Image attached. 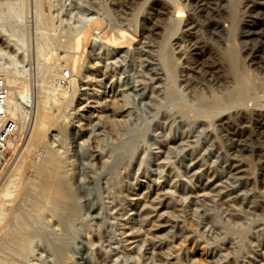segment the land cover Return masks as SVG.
I'll list each match as a JSON object with an SVG mask.
<instances>
[{
    "label": "rangeland",
    "instance_id": "1",
    "mask_svg": "<svg viewBox=\"0 0 264 264\" xmlns=\"http://www.w3.org/2000/svg\"><path fill=\"white\" fill-rule=\"evenodd\" d=\"M145 1L0 0V44L12 45L9 52L0 45V77L12 64L13 76L23 82L19 86L34 95L45 65L67 62L62 73L68 74L74 58L75 63L84 62L81 67L88 63L96 70L89 69L76 82L75 97L84 99L81 106L88 102L87 108L78 111L74 101L64 108L69 115L46 133L48 145L65 159L64 178L78 205L65 220L75 233L68 232L63 215L47 205L41 218L30 221L28 244L17 264H264V35H256L264 30L259 23L264 0ZM48 19L55 27L49 32ZM95 21L99 28L92 37L79 39L78 50L61 46L66 30L74 34ZM248 24L256 26L252 34L246 32ZM113 30L115 35L126 32L125 39L116 35L114 40ZM40 32L46 35L39 40ZM45 38L51 45L42 50L49 43ZM6 51L16 57L15 63L2 55ZM231 52L236 59L228 58ZM59 54L71 57L65 62ZM169 56L175 57L174 72L164 64ZM242 74L252 79L251 97L256 96L251 99L257 101L247 100L244 106L208 118L212 93L230 94L234 79ZM92 76L99 80L96 84ZM67 79L59 77L54 84L69 91ZM176 106L183 107L188 118ZM193 114L198 121L190 119ZM29 116L20 119L21 143L1 164L0 184L29 138ZM79 132L82 136L75 141ZM37 157L31 153L25 179L37 181ZM103 158L105 169L98 162ZM228 161L248 167L244 175L249 177H236ZM18 199L7 198L5 208L15 209ZM0 231L2 241L5 230L0 226Z\"/></svg>",
    "mask_w": 264,
    "mask_h": 264
},
{
    "label": "bare ground",
    "instance_id": "2",
    "mask_svg": "<svg viewBox=\"0 0 264 264\" xmlns=\"http://www.w3.org/2000/svg\"><path fill=\"white\" fill-rule=\"evenodd\" d=\"M13 1H15V0H13ZM17 1V0H16ZM37 1V0H36ZM48 1V0H47ZM147 1V0H146ZM145 1V2H146ZM219 3L220 2H222L223 0H217ZM229 1V0H228ZM231 1V0H230ZM263 1V0H262ZM6 2V1H5ZM8 2V1H7ZM261 2V1H260ZM260 2H259V4H260ZM9 3H11L10 1H9ZM58 3V2H57ZM56 3V4H57ZM60 3V2H59ZM262 3V2H261ZM13 2H12V6H13ZM16 4V3H15ZM144 4V3H143ZM8 5H10V4H8ZM8 5H5L6 7L8 6ZM20 5V4H19ZM231 5V4H230ZM37 6H38V4H37ZM223 6H225L224 5V3H223ZM9 7V6H8ZM14 7V6H13ZM20 7V6H19ZM40 7V6H39ZM38 7V8H39ZM3 8H5V7H3ZM11 8V7H10ZM37 8V9H38ZM49 8H52V7H49ZM253 8H256L255 6H253ZM8 10H10L9 8H7ZM15 9H16V7H15ZM39 9H41V8H39ZM54 9V8H53ZM5 10V9H4ZM15 11H17V10H15ZM20 11V10H19ZM40 11V10H39ZM50 11V10H49ZM54 11H55V9H54ZM56 11H57V9H56ZM55 11V12H56ZM1 12V11H0ZM41 12V11H40ZM52 12V11H51ZM264 12V11H263ZM8 13H11L12 14V12H8ZM41 13H43V12H41ZM57 13H59V12H57ZM56 13V14H57ZM256 13V12H255ZM17 14V13H16ZM20 14V13H19ZM38 14H40V13H38ZM54 14V13H53ZM230 14V13H229ZM233 14V13H232ZM259 14H261V13H259ZM13 15V14H12ZM11 15V16H12ZM52 15V14H51ZM0 16H1V13H0ZM37 16V15H36ZM45 16H46V14H45ZM39 17V19L42 17H40V15H38L36 18H38ZM57 17V16H56ZM260 17V16H259ZM259 17H257L258 19H259ZM15 18H18L17 17V15H16V17ZM53 18V17H52ZM47 19V18H46ZM58 19V18H57ZM60 19V18H59ZM38 20V19H37ZM49 20V19H48ZM46 20L48 23H49V21L51 20ZM61 20H63V19H61ZM45 20H44V22H46ZM43 23V22H42ZM51 23H54V22H52V20L50 21V27H49V25L47 26L48 28H50L49 30H46V28H45V30L47 31V32H49V31H51V28H52V26H53V24L51 25ZM57 23V22H56ZM63 23H64V20H63ZM259 23L260 24H264V14L262 13V17L260 18V21H259ZM37 24H39V23H37ZM36 24V25H37ZM46 24V23H45ZM62 24V23H61ZM61 24H59L60 25V27H61ZM66 24V23H65ZM100 24V22H98V21H95V22H92V23H89V24H87V25H84V26H82V28L81 27H79L78 28V30L79 31H77V28H76V31H77V33H72L71 34V32L69 33H66V31H68V30H61V31H65V33H64V36H65V40L61 43V46H63L64 48H66V49H71V50H73V49H76V48H78V46H79V39L81 38V37H88L89 38V36L90 37H92L93 35H94V32H95V29H97V28H99L98 26H100L99 25ZM256 24V23H255ZM255 24H248L247 25V27H246V32L247 33H253L254 32V26H255ZM67 25V24H66ZM220 25V24H219ZM233 25V24H232ZM231 25V26H232ZM44 26V25H43ZM65 26V25H64ZM68 26V25H67ZM230 26V27H231ZM262 26V25H261ZM41 28H43L42 27V25L40 26ZM45 27V26H44ZM54 27V26H53ZM66 27V26H65ZM215 27H219L218 25H216ZM256 27V26H255ZM47 28V29H48ZM55 28V27H54ZM70 28H71V26H70ZM70 28H69V30H70ZM81 28V29H80ZM116 28H118V27H116ZM121 28V27H120ZM40 29V28H39ZM44 29V28H43ZM43 29H40V30H42L41 32H45V30L43 31ZM57 29H58V27H57ZM57 29L56 30H54L55 32L57 31ZM123 29V28H122ZM134 29V28H133ZM133 29H129V31L131 30H133ZM232 29V28H231ZM259 29V28H258ZM39 30V31H40ZM52 30H53V28H52ZM60 30V29H59ZM73 30V29H72ZM103 30V29H102ZM110 30V29H109ZM60 31V32H61ZM222 31V30H221ZM231 31V30H230ZM37 32V31H36ZM41 32H40V35L38 36V38L43 34H41ZM55 32H53L55 35H56V33ZM59 32V33H60ZM115 31L113 30V33H111L112 35H113V37H114V40H115V37H116V35H115V33H114ZM133 32V31H132ZM20 33H22L21 31H20ZM62 32L60 33V34H63ZM96 33V32H95ZM99 33V32H98ZM97 33V34H98ZM124 33H126V32H124ZM124 33L123 32H119L118 34L119 35H117V36H120V37H123L124 39H125V37H124ZM131 33V32H130ZM134 33V32H133ZM244 33V32H243ZM48 34H51V33H48ZM100 34V33H99ZM108 34H110V32L108 33ZM141 34V33H140ZM165 34H166V32H165ZM248 34V35H249ZM11 35H13V34H11ZM44 35H46V33L45 34H43V36ZM51 35H53V34H51ZM51 35H48V37L49 36H51ZM59 35V34H58ZM58 35L56 36V38L58 37ZM127 35V34H126ZM131 35V34H130ZM256 35H258V36H261V35H264V30L262 31V32H258V33H256ZM16 36V35H15ZM105 36V35H104ZM132 36V35H131ZM45 37H47V36H45ZM47 37V38H48ZM63 37V36H62ZM112 37V38H113ZM130 37V36H129ZM133 37V36H132ZM131 37V38H132ZM143 37V36H142ZM18 38V37H17ZM20 38H22V37H20ZM47 38H45V39H47ZM64 38V37H63ZM111 38V39H112ZM119 38V37H118ZM264 38V37H263ZM14 39V38H13ZM24 39V38H23ZM41 39V37L39 38V40ZM45 39H43L44 41H46ZM53 39H54V37H53ZM53 39H51V37H49V40L51 41H53ZM59 39V38H58ZM92 39V38H91ZM120 39V38H119ZM133 39V38H132ZM262 39V38H261ZM21 40V39H20ZM48 40V39H47ZM48 40V41H49ZM60 40H61V38H60ZM87 40V39H86ZM85 40V41H86ZM89 40V39H88ZM105 40V39H104ZM113 39H112V41H114ZM6 41H8V40H6ZM5 41V42H6ZM14 41V40H13ZM49 41V45L48 44H45V43H47V41L44 43V45H47V47L46 46H44L45 48H42V50L43 49H46V48H50V47H48V46H50L51 45V42ZM118 41V40H117ZM23 42V41H22ZM105 42H106V40H105ZM12 43V41H10V44ZM110 43V42H109ZM123 44H124V42H122ZM167 43V42H166ZM165 43V44H166ZM14 44V43H13ZM43 44V43H42ZM53 44V43H52ZM117 44V43H116ZM116 44H114V46L116 45ZM165 44L163 45V46H165ZM0 45H2V48H4L5 50H7L8 52H9V50H10V48L12 47V45H9L8 44V42L7 43H1ZM24 45V44H23ZM37 45V44H36ZM39 45H41V44H39ZM39 45H37V47L39 46ZM54 45H55V43H54ZM172 45V44H171ZM14 46V45H13ZM18 46V45H17ZM21 46V45H20ZM118 46V45H117ZM117 46H115V47H117ZM120 46V45H119ZM125 46V45H124ZM133 46V45H132ZM163 46H161V47H163ZM15 47V46H14ZM22 47V49H23V47H25V46H21ZM121 47H122V45H121ZM39 48L41 49V47L39 46ZM39 49V50H40ZM79 49V48H78ZM78 49H76V50H78ZM115 49V48H114ZM123 49V48H122ZM136 49V48H135ZM163 49H165V47L164 48H162V50ZM231 49V48H230ZM229 49V50H230ZM19 50V49H18ZM17 50V51H18ZM232 50V49H231ZM260 50V49H259ZM258 50V51H259ZM3 52L2 53V55H4V56H7L9 59H10V61H14V63H15V58L16 57H13L14 55H10L8 52ZM41 51V50H40ZM46 51V50H45ZM45 51H43V54H45ZM48 51H50V50H48ZM57 51V50H56ZM60 52H62L61 51V49L59 50ZM68 51H70V50H68ZM73 51H75V50H73ZM73 51H70V53L72 52L73 53ZM80 51V50H79ZM164 51H166V49L164 50ZM258 51L256 50V52H255V54H258ZM262 51V50H261ZM1 52V51H0ZM67 52V51H66ZM77 52V51H76ZM168 52V51H167ZM176 52V51H175ZM229 52V51H228ZM234 52H235V50H234ZM234 52H231L230 54H229V56H228V58H230L231 60H233L234 58L236 59V53L234 54ZM41 53V52H40ZM40 53H38V54H40ZM48 53H50V52H48ZM54 53H55V51H54ZM58 53V52H57ZM174 53V52H173ZM15 54V53H14ZM46 54H47V52H46ZM67 54H69V53H67ZM67 54H65V55H67ZM76 54V53H75ZM74 54V55H75ZM81 54H83V53H81ZM1 55V54H0ZM48 55V54H47ZM52 54H50V56H51ZM55 55H58V54H55ZM54 55V56H55ZM60 55H62V54H59V56ZM65 55H62L63 57L65 56ZM69 55H71V54H69ZM78 55H79V53H78ZM78 55H76V56H78ZM166 55V54H165ZM226 55H227V53H226ZM234 55H235V57H234ZM61 56V57H62ZM75 56V57H76ZM80 56V55H79ZM171 56V55H170ZM168 57V59L167 60H165V59H162L163 61L165 60L166 62L164 63L165 64V66L167 67V70L169 69L170 71H172V72H174L175 70H176V65L173 63V60H174V62H175V57H173V58H171V57ZM175 56V55H174ZM39 57H41V54H40V56ZM61 58V59H63L64 60V58H65V62H66V59H68L69 57H71V56H69V57H64V58ZM82 57H84L83 55H82ZM81 56H80V59L82 58ZM36 58H38V57H36ZM49 58V57H48ZM87 58L89 59V56H87ZM86 58V59H87ZM23 59V58H22ZM40 59V58H39ZM57 59H58V57H57ZM56 59V60H57ZM79 59V60H80ZM85 61H86V59L85 58H83ZM160 59V60H161ZM173 59V60H172ZM42 60V59H41ZM44 60V59H43ZM62 60V61H63ZM161 60V61H162ZM46 61H47V58H46ZM46 61H44L45 62V64H46ZM48 61H49V59H48ZM52 62L54 61V60H51ZM61 61V62H62ZM69 61L70 60H68V65H69ZM76 61H77V59H76ZM161 61H160V63H161ZM235 61H237V60H235ZM234 61V62H235ZM24 62V61H23ZM43 62V61H42ZM44 62H43V64H44ZM59 61H57V63H58ZM60 62V63H61ZM64 61H63V63H65ZM92 62V61H91ZM228 62H229V64L231 63L230 61H229V59H228ZM234 62H232V63H234ZM17 63V62H16ZM36 63H37V60H36ZM40 63H41V61H40ZM48 63H50V62H48ZM57 63L55 64L54 62L51 64H48V66L47 65H45V66H47L46 68H45V66L43 67L42 65H41V67H43V71L45 70V72H43V73H45L44 75H42V77L44 76V80L42 79V80H40V81H38V83H37V90H35L36 92H35V94L34 95H31V93L30 92H28L23 86H22V84H20V86H19V83H23V82H20V80H18L19 81V83L17 82V80H16V78L18 77H14L13 76V71L11 70L12 68H11V66H12V64H10L9 65V67H7L6 69H4L3 70V72L4 73H2L3 75L0 77V78H2V79H4L5 81H6V83H7V85L9 86V91H8V96H7V106H8V108H9V111H10V113L13 115V116H17V117H19V119H21L23 122H24V120H27L26 118H27V116H29V115H31L32 114V120H31V123H30V128H29V130H30V134H29V138H28V140H27V142H26V144H25V147H24V149H23V151H22V153L18 156V158L16 159V161H15V163L13 164V166H12V168L10 169V172H9V174H8V176H7V180L6 181H4L2 184H0V226H1V228H2V230L4 229L5 230V233L3 232V234H4V238H3V240L2 241H0V264H17V262L19 261V258L21 257V252H22V250H23V248H24V246H25V244H28L27 242V239H28V235H29V231L31 230L30 229V227H31V223H30V221L31 220H36V216H38V215H40L39 217L41 218V215H42V212H43V210H44V208L47 206V205H51V207H55L56 208V210H57V213L62 217V215H63V217H64V219H63V217H62V220H65V219H67V220H69V218H71V217H73L74 216V206H78V205H74V199H75V197L72 195L73 193H71V190H70V188H69V186H68V184H67V181H66V179L64 178V161H65V159L62 157V156H60V155H57L56 153H55V151L53 150V145H52V147H50L48 144H50L49 143V141H48V143L46 142V133L48 132V129L51 127V126H53V125H55V123L59 120V119H65L66 117H67V115H69L68 113H64V108H65V110H66V108H70V106L72 105V103L75 101L76 102V106H78V108H76L78 111H82L84 108H87V103L88 102H86V104L85 105H83V106H81V104L84 102V99L83 98H78V99H76V93H77V89H76V82L79 80V76H81L82 74H85V73H87L88 72V70L89 69H93L94 68V66H91V65H89L88 63V65L86 64V66L85 67H81V64H83L84 62H81V64H79L80 62L78 61V63H75V61H74V58L72 59V63H71V65H69L68 67H69V70H68V82H69V86H70V89H69V91H67L66 89H60V87H58L57 85L58 84H54V81H55V79H58L59 77L60 78H62L64 75H63V73H62V70H63V66L61 65V67H59L60 66V64H59V66L57 65ZM86 63V62H85ZM90 63V62H89ZM62 64V63H61ZM66 64H67V62L65 63V66H66ZM77 64H79V65H77ZM92 64V63H91ZM15 65V64H14ZM37 65H38V63H37ZM36 65V66H37ZM84 65V64H83ZM82 65V66H83ZM93 65V64H92ZM231 65V64H230ZM237 65V64H236ZM17 66V65H16ZM40 66V65H39ZM64 66V67H65ZM76 66H80L79 68H78V70L76 71ZM33 67V66H32ZM166 67H164L165 68V71H166ZM234 67V69H235V67L236 66H233ZM233 67H231L232 69H233ZM36 68V67H35ZM37 68H39V67H37ZM62 68V69H61ZM67 68V67H66ZM230 68V69H231ZM238 68V67H237ZM179 69V68H178ZM177 69V70H178ZM15 70V69H14ZM38 70V69H37ZM103 70V69H102ZM239 70V69H238ZM93 71H95L96 72V70H95V68L93 69ZM163 72V71H162ZM231 72H232V70H231ZM234 72V71H233ZM17 74H18V72H16ZM15 73V74H16ZM19 73H21L20 71H19ZM27 73V72H26ZM171 73V72H170ZM240 73V72H239ZM16 74V75H17ZM29 74V73H28ZM37 74V73H36ZM39 74H41V71H40V73ZM90 74V73H89ZM93 74H94V72H93ZM171 74H173V73H171ZM247 74V73H246ZM21 75V74H20ZM19 75V76H20ZM234 75H235V73H234ZM236 75H237V73H236ZM243 75V74H242ZM249 75V74H248ZM23 76H24V74H23ZM172 76V78H173V76L174 75H171ZM21 77V76H20ZM27 77V76H26ZM66 77V76H65ZM64 77V78H65ZM83 77H85V76H83ZM93 77V76H92ZM97 77V76H96ZM183 77V76H182ZM233 77V76H232ZM235 77V76H234ZM39 78H40V76H39ZM77 78H78V80H77ZM81 78V77H80ZM85 78H87V76L85 77ZM85 78H84V80H85ZM90 78V77H89ZM168 78H169V76H168ZM237 78V79H236ZM235 79H234V81H235V90L233 91V92H231L230 91V94L228 93H224L225 95H223L222 94V96H218V97H213L214 95V93H212V95L210 96V97H212L213 99H211V102H210V105L208 106V108L209 109H207L208 111H206V113H207V117L209 118H211L212 117V115H219L220 113L222 114V112L224 111H226V110H228V109H230V108H236V107H241V106H244L246 103H248L249 101H250V99L253 97V96H256V94L255 95H253L252 97H251V88H252V86H251V84H250V81H252V79L251 80H249V78H248V76L247 77H245L244 75L243 76H241V77H239V75L236 77ZM18 79H19V77H18ZM50 80V83H47L46 82V80ZM24 80V79H23ZM35 80V79H34ZM37 80V79H36ZM60 80V79H59ZM82 80V82H83V84H87V82L86 81H88V80H86V81H83V79H81ZM153 80V79H152ZM261 80V79H260ZM62 81V80H61ZM90 81H92V83H97L99 80H97V78L95 79V76L92 78V80H90ZM25 82V81H24ZM59 82V81H58ZM64 83H65V81H63ZM78 83H79V81H78ZM156 83V82H155ZM34 84H36V83H34ZM62 84V83H61ZM60 84V85H61ZM234 84H233V86H234ZM31 85H32V83H31ZM78 85V84H77ZM94 85V84H93ZM98 85V84H97ZM63 86V85H62ZM66 86V85H65ZM95 86V85H94ZM93 86V87H94ZM26 87V86H25ZM68 87V86H67ZM93 87H92V90H93ZM34 88H35V85H34ZM62 88V87H61ZM77 88H78V86H77ZM80 88H82L81 86H80ZM91 88V87H90ZM232 88V87H231ZM256 88H257V86H256ZM86 90H87V87L85 88ZM84 89V90H85ZM252 89H254V88H252ZM85 90V91H86ZM256 90V89H255ZM258 90V89H257ZM95 91V90H94ZM87 92V91H86ZM83 94H85V95H87V93H83ZM258 95V94H257ZM98 96V95H97ZM215 96H216V94H215ZM198 98H199V100L200 101H203V102H205V99L203 98V96L201 97V96H198ZM255 98V97H254ZM253 98V99H254ZM76 99V100H75ZM110 99V98H109ZM253 99H251V100H253ZM257 99H259V97L257 98ZM247 100H249V101H247ZM255 101H257L256 99H254ZM263 100H264V98H263ZM260 101V100H259ZM263 102V101H262ZM262 102H259V103H262ZM99 103V102H98ZM175 103H177V102H175ZM257 103V102H256ZM74 104V103H73ZM100 104V103H99ZM95 105V104H94ZM96 105H98L97 103H96ZM249 105V104H248ZM251 105V104H250ZM261 105V104H260ZM178 106V105H177ZM176 106V107H177ZM256 106H258L257 104H256ZM102 107V106H101ZM172 107V106H171ZM181 107V106H180ZM180 107H177V108H179V110H180V112H181V114L184 116V117H187L188 118V112L182 107V108H180ZM261 107V106H260ZM55 110H54V109ZM104 108V107H103ZM175 108V107H174ZM187 109V108H186ZM205 108H203L202 110H204ZM260 110H262V108H259ZM55 112H54V111ZM68 110V109H67ZM71 110H72V108H71ZM206 110V109H205ZM239 110V109H238ZM73 111V110H72ZM190 111V110H189ZM197 111H199V109L197 110ZM247 111V110H246ZM249 111V110H248ZM201 112H203V114H204V111H201ZM257 112V111H256ZM261 112V111H260ZM197 113V112H196ZM241 113V112H240ZM251 113H252V111H251ZM262 113V112H261ZM71 114V113H70ZM178 114V113H177ZM180 113H179V115H181ZM195 114V113H194ZM193 114V115H194ZM264 114V113H263ZM262 115V114H261ZM95 116H97V115H95ZM182 116V117H183ZM191 116V115H190ZM30 117V116H29ZM181 117V116H180ZM198 116L197 115H194L192 118L190 117V119H194V121H198V118H197ZM207 117H205V119L207 118ZM214 117V116H213ZM250 116H248V118H249ZM202 118V117H201ZM68 119V118H67ZM99 119H100V117H99ZM186 119V118H185ZM212 119V118H211ZM264 119V118H263ZM20 120V121H21ZM224 121H225V119H223ZM61 121H63V120H61ZM60 121V122H61ZM65 121V120H64ZM63 121V122H64ZM115 121H117V120H115ZM206 121V120H205ZM208 121V120H207ZM26 122V121H25ZM102 122V121H101ZM118 122V121H117ZM116 122V123H117ZM226 122H228L227 120H226ZM21 123V122H20ZM65 123V122H64ZM108 123H110V122H108ZM210 123V122H209ZM103 124V123H102ZM22 125V124H21ZM109 125V124H108ZM115 125V124H114ZM202 125V124H201ZM58 126H60V125H58ZM62 126H64L63 124H62ZM178 126V125H177ZM263 126V124L260 126V127H262ZM27 127V126H26ZM109 127V126H108ZM209 127V126H208ZM264 127V126H263ZM207 128V127H206ZM28 129V128H27ZM118 129V128H117ZM50 131V130H49ZM115 131V130H114ZM212 131V130H211ZM108 132V131H107ZM116 132V131H115ZM117 132H118V130H117ZM208 133H211V132H208ZM63 134H65V133H63ZM62 134V135H63ZM118 135V134H117ZM169 135V134H168ZM210 135V134H209ZM208 135V136H209ZM81 136H82V133L81 132H79V133H75L74 134V140L75 141H77L78 139H80L81 138ZM116 136V135H115ZM24 137V136H23ZM213 137V136H212ZM94 138V137H93ZM98 139V138H97ZM54 140V139H53ZM211 140V139H210ZM100 141V140H99ZM218 141V140H217ZM58 142H59V139H58ZM94 142V141H93ZM98 142V141H97ZM188 143V142H187ZM52 144V143H51ZM94 144V143H93ZM215 145V144H214ZM96 147H97V145H96ZM57 148V147H56ZM116 149L118 148V147H115ZM112 149V148H111ZM101 151V150H100ZM32 152H36V155H37V153H38V155H39V157H37V158H39V161H38V163H39V165H36L35 167H33V170H34V168H35V172H36V176H37V181H32V180H29L28 178L27 179H25L24 178V171L26 170V168H27V166H28V162H29V160H30V156H31V153ZM116 152V151H115ZM93 155H94V153H93ZM102 156V155H101ZM100 156V157H101ZM104 157V156H103ZM108 158V157H107ZM119 158V157H118ZM184 158V157H183ZM227 158V157H226ZM228 159V158H227ZM108 160V159H107ZM98 162H100V164L99 165H101L103 168L104 167H106L107 166V162H106V160L104 161V158H103V160L102 161H98ZM114 162V161H113ZM229 162V168H230V170L231 171H233V173H234V175H236V177L237 176H242L243 177V175L245 174L246 175V172L247 171H249V168L247 167V169H245V168H243L242 167V165H240L239 163H237V162H235V161H228ZM264 162V161H263ZM11 163V162H10ZM119 163V162H118ZM97 164V163H96ZM113 164V163H112ZM190 164V163H189ZM247 166H249V165H247ZM101 167V168H102ZM105 169V168H104ZM31 170V169H30ZM113 171V170H112ZM115 171V170H114ZM248 173V172H247ZM6 175V174H5ZM244 175V176H245ZM248 176V175H247ZM247 176H245V178H247ZM27 177V176H26ZM35 177V176H34ZM249 177V176H248ZM209 179V178H208ZM249 179H251V178H249ZM252 181V180H251ZM204 183H205V181H204ZM245 184V183H244ZM217 185V184H216ZM205 197V196H204ZM262 197V196H261ZM7 198H11V199H13V200H15V199H18V202H17V205H16V208L15 209H6L5 208V206H7L6 204H5V202H6V199ZM263 198V197H262ZM10 200V199H9ZM76 200V199H75ZM12 201V200H11ZM10 201V202H11ZM15 201H17V200H15ZM76 202V201H75ZM9 204V206L11 205V203H8ZM5 205V206H4ZM13 206V205H12ZM47 207H49L50 208V206H47ZM47 207L45 208V209H47ZM11 208V207H10ZM47 210H49V209H47ZM47 210H45V211H47ZM55 210V211H56ZM55 214V213H54ZM57 214V215H58ZM55 216H56V214H55ZM59 216V217H60ZM37 219H38V217H37ZM67 220H65V223L64 224H66V221ZM34 221H32V223L34 222ZM38 222H39V220H37ZM61 221V220H60ZM66 226H67V230H68V232H71V233H75L74 232V230L71 228V226H70V223H69V221L67 222V224H66ZM33 231V230H32ZM128 231V230H127ZM0 232H2V231H0ZM31 232V231H30ZM130 236V235H129ZM132 236V235H131ZM126 237V236H125ZM134 237V236H133ZM85 238V237H84ZM86 238H87V236H86ZM85 238V239H86ZM131 238V237H130ZM89 239V238H88ZM29 240V239H28ZM88 241V240H87ZM128 242H130V241H128ZM135 242V241H134ZM132 243V242H131ZM128 246V245H127ZM132 246V248H133V244L131 245ZM174 246V245H173ZM182 247V246H181ZM131 248V249H132ZM138 248V247H137ZM136 248V249H137ZM128 249H130V247H128ZM181 249V248H180ZM24 251V250H23ZM193 254V253H192ZM135 255H136V253H135ZM134 256V255H133ZM133 258V257H132ZM136 259V258H135ZM135 261V260H134ZM175 261V260H174ZM177 261V260H176ZM173 262V261H172ZM192 262H193V260H192ZM24 264V263H23Z\"/></svg>",
    "mask_w": 264,
    "mask_h": 264
},
{
    "label": "built area",
    "instance_id": "3",
    "mask_svg": "<svg viewBox=\"0 0 264 264\" xmlns=\"http://www.w3.org/2000/svg\"><path fill=\"white\" fill-rule=\"evenodd\" d=\"M63 75L68 77V74ZM8 91L6 81L0 78V167L5 164L6 155L19 146L22 137L20 119L13 116L7 106Z\"/></svg>",
    "mask_w": 264,
    "mask_h": 264
}]
</instances>
